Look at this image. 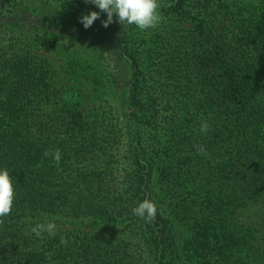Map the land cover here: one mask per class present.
Instances as JSON below:
<instances>
[{"label": "trees", "instance_id": "trees-1", "mask_svg": "<svg viewBox=\"0 0 264 264\" xmlns=\"http://www.w3.org/2000/svg\"><path fill=\"white\" fill-rule=\"evenodd\" d=\"M159 2L163 18L149 30L155 45L148 54L165 58L152 74L142 42L118 40L113 59H126L132 69L128 106L100 141L95 119L83 110L45 112L56 88L47 60L15 52L13 44L9 56L0 54V168L9 170L16 191L0 226V264H264V0ZM29 8V0L1 1L0 27L10 21V29H28L29 20L33 35L55 33L72 47L87 42L85 37L92 40L90 29L103 28L104 37L112 31L108 41L119 33L116 15L108 27L94 21L85 29L66 18L53 25ZM187 19L192 27H177ZM28 30L22 31L24 37ZM150 79L163 85L166 107L178 118L209 124L205 136L210 139L202 140L207 154L178 174L182 180L170 212L155 185L157 165L168 150L154 106L161 96L153 95ZM113 145L119 148L111 155L118 157L116 172L100 159ZM56 149L59 164L44 155ZM88 156L96 157L95 164H85ZM167 157L163 189L183 162L174 151ZM146 198L157 207L151 222L132 212ZM47 211L97 218L104 236H133V247L80 230L42 238L29 233Z\"/></svg>", "mask_w": 264, "mask_h": 264}, {"label": "rangeland", "instance_id": "rangeland-1", "mask_svg": "<svg viewBox=\"0 0 264 264\" xmlns=\"http://www.w3.org/2000/svg\"><path fill=\"white\" fill-rule=\"evenodd\" d=\"M1 1L5 2L6 0ZM159 1L164 2L166 0ZM29 7L32 11L44 15L53 25L58 24L61 18H66L72 23H81L80 18L83 15L91 11L100 12L96 5L86 3L85 0H29ZM114 18L115 14L113 15V21ZM106 19L107 14L100 12V18L95 21ZM116 21L117 24H120L118 17H116ZM9 22L4 21V24L0 27V54H7V52L11 54L10 45L13 44L15 52H30L39 58L47 60L54 73L53 78L56 88L54 91L55 95L45 105V112L55 115L60 110L63 112V110L68 108L83 110L86 115L89 114L90 118L95 119L94 122L96 126L98 125V132L95 133V136L99 141L101 137L108 134V124L113 122L119 113H125L128 106L129 84L127 79L132 69L126 59L123 62L113 59L118 52V40L127 37L129 42H142L143 54L149 57L146 60V66L152 74H154L153 71L160 60L165 58L163 55L156 57V55L149 56L148 54L150 48L155 45L152 41L154 38L149 32L152 28L141 31L135 25L120 24L119 33L113 41H108L113 38L112 31L111 34H107L104 37L101 32L103 28L96 29L97 31L90 29L88 33L92 40L85 37L87 42L72 47L67 44L63 45L64 39L60 41L59 38H56L55 33H50L47 36L44 34L33 35V30H30L32 26L29 20L25 21L29 30L20 25L12 26L10 29ZM192 24L193 22L187 19L186 22L177 25V27L186 29L192 27ZM24 30H28L25 31L28 36L24 37L22 34ZM12 34L14 38L9 39ZM54 38L55 40H53ZM150 80L154 86V92L152 93H154L155 98L161 96V98H158L157 103H154V106L158 110L160 132L162 131V136L166 143L167 156L174 151L183 158V162H180V168L177 171L174 169L175 173L170 180L168 188L163 189L162 186H165V184H161L160 181L163 178L162 166L167 163L169 158L166 156L164 163L161 166L157 165L156 190L160 196L161 204L167 212H170L176 200L175 191H178L182 180V178H178V174L181 171L183 172V170L190 171L191 166H197L202 162L203 158L199 157L197 146L204 144L202 141L204 137L210 138L200 132L199 124L202 122L200 118L195 121L184 122L183 119L178 118L174 109L166 107L163 96L166 93L161 91L163 85L157 84V80ZM146 88L147 91H152L150 84H146ZM149 99L152 100L150 96ZM73 142L74 139L68 140L66 148H72ZM117 150L119 148L113 145L103 150V153H101L103 156H100V159L104 158L102 163L108 162L109 167L113 168L111 170H114V172L118 171L115 168L118 167L116 164L118 157L111 155L117 154ZM85 155L93 154L87 153ZM82 158L83 156L81 160ZM96 161V157L88 156L86 158L88 163L85 164L93 165ZM77 165L78 163H75L70 166L72 172L73 168L76 170ZM180 188H183V186ZM189 189L190 186L183 191L184 195H187V190ZM42 215L44 218L40 223L54 222L56 232L63 230L75 232L80 230L93 236H108L122 241L126 240L129 247H133L132 242L135 239L133 236L127 237L125 234L104 236L105 234L100 230L99 219L97 218H89L88 216L76 217L51 211L43 212ZM32 228H30L29 233H32ZM178 228L182 230L183 234L188 235L189 230H186V226L179 224ZM44 233L48 234L47 232ZM135 264H141V261L137 260Z\"/></svg>", "mask_w": 264, "mask_h": 264}, {"label": "clouds", "instance_id": "clouds-1", "mask_svg": "<svg viewBox=\"0 0 264 264\" xmlns=\"http://www.w3.org/2000/svg\"><path fill=\"white\" fill-rule=\"evenodd\" d=\"M86 3L96 5L100 12L107 14V19L102 21L104 27H108L113 22V15L118 17L121 25H135L141 31L155 28L162 20V15L158 11L161 7L159 0H85ZM100 12L91 11L83 15L80 20L84 28H89L95 20L100 18ZM209 124L204 121L200 126V132L207 134ZM198 154L206 155V149L203 145H198ZM45 156L51 155L56 164H59L61 152L56 149L53 152L45 151ZM16 191L13 183V177L7 168H0V226L4 224V217L10 215L15 200ZM157 207L153 200L144 199L132 209L134 215L145 219L146 222L154 220ZM36 236L42 238V234L47 232L49 236L56 234V225L54 222L47 224L38 223L32 229ZM68 239L61 236V244L67 246Z\"/></svg>", "mask_w": 264, "mask_h": 264}]
</instances>
